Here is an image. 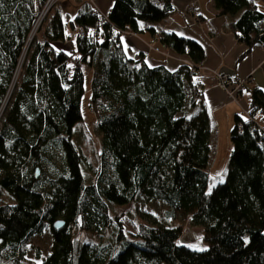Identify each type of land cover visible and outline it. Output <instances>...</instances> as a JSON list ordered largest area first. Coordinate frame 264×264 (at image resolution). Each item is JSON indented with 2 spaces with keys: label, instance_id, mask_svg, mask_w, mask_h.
<instances>
[{
  "label": "trees",
  "instance_id": "trees-1",
  "mask_svg": "<svg viewBox=\"0 0 264 264\" xmlns=\"http://www.w3.org/2000/svg\"><path fill=\"white\" fill-rule=\"evenodd\" d=\"M46 2L0 0V106ZM258 3L213 0L217 14L237 16L229 27L248 51L264 46ZM175 13L173 0H113L106 17L87 4L73 17L45 15L0 119V193L15 201L0 198V264H37L27 246L47 228L52 246L42 260L36 250L39 264H264V124L256 117L264 118V89L250 91L254 120L235 115L226 179L209 189V113L195 81L204 48L155 28ZM125 33H149L188 61L170 69L148 66L143 54L128 58ZM87 67L97 167L86 165L75 138L86 125ZM154 201L172 224L139 221L134 235L108 209ZM187 218L203 229L206 248L179 242ZM57 220L64 228L53 229ZM72 226L112 235L90 243L71 236Z\"/></svg>",
  "mask_w": 264,
  "mask_h": 264
},
{
  "label": "crops",
  "instance_id": "crops-1",
  "mask_svg": "<svg viewBox=\"0 0 264 264\" xmlns=\"http://www.w3.org/2000/svg\"><path fill=\"white\" fill-rule=\"evenodd\" d=\"M96 1L101 8L100 13L106 16L113 5V0ZM201 1L203 0H197L198 18L193 19L185 12L183 1L173 0L176 13L156 24L155 28L158 32H174L179 36L194 39L204 48L205 59L200 65V73L195 81L202 87L204 105L209 113L210 166L217 162L220 155L225 159L230 155L232 148L230 132L234 117L235 115L244 117L245 112L250 109V91L253 88L264 89V46L257 45L248 51L247 46L237 42L234 32L229 27V23L236 20L237 16H221L217 14L213 0H207L206 5ZM86 4L90 6L89 3ZM122 44L128 58L143 54L145 63L150 67L162 65L176 69L184 60L179 63L169 57L186 59L185 56H179L170 49L162 50L161 44L149 33L136 36L125 33L122 36ZM64 46L71 51L68 43ZM154 48H159L162 53L156 52ZM208 69L226 74L229 79L242 83L243 89L239 91L238 100L230 99L227 93L216 85L215 78ZM257 118L264 124L263 116ZM225 165L228 166V162Z\"/></svg>",
  "mask_w": 264,
  "mask_h": 264
},
{
  "label": "rangeland",
  "instance_id": "rangeland-1",
  "mask_svg": "<svg viewBox=\"0 0 264 264\" xmlns=\"http://www.w3.org/2000/svg\"><path fill=\"white\" fill-rule=\"evenodd\" d=\"M49 5L47 7L45 6L44 9L41 11V14L39 15V18L35 22L33 28L31 29L27 41L25 44V47L21 54V59L18 64L17 70L14 73V77L11 81L9 90L7 95L4 97L3 103L0 106V119L1 115L8 104L10 102V98L12 96V93H14L16 89V83L19 79V76L22 71V64L24 62L25 56L28 54V52L32 49L34 46V40L38 36L37 31L40 26H45L44 23V17L49 13V11H60L64 16L66 17H73L75 12L82 6L86 5V2L90 4L93 3L97 9L98 12H100L101 8L99 7L96 0H48ZM183 3H185V12L187 13L189 11L188 7L193 11L194 13L198 12V4L197 0H181ZM91 2V3H90ZM203 5L207 4V0L201 1ZM258 8L261 12H264V3H258ZM47 12V14H46ZM104 15V14H103ZM81 28L79 27L77 29V33H80ZM37 34V36H36ZM132 34V33H131ZM84 35V32L83 34ZM137 35V34H133ZM64 46V45H63ZM66 49L67 47L64 46ZM68 49V48H67ZM66 49V51H68ZM159 48H154L156 52H158ZM163 50V48L161 47ZM160 51V50H159ZM162 53V51H160ZM168 57V56H167ZM169 58H172L173 60H176L177 62H186L187 59H183L180 57H174L170 56ZM208 71L214 76V72L212 70ZM91 74L92 69L90 67L86 68V75H85V93L83 95L82 104H81V112L83 116V123L85 122L84 132L87 131L90 140L86 138L84 132L82 131V127H80L75 134L76 143L79 148H81V152L84 155V160L86 165H92L98 166V162L95 161L96 158V151H98L100 145V137L98 134V129L96 127V119L95 115L92 113V110L89 109V98H90V82H91ZM261 115L258 113L257 117H260ZM258 120V118H257ZM80 124H83V123ZM78 125L76 126V128ZM75 128V129H76ZM98 143V145H97ZM95 145V146H94ZM95 147V148H94ZM229 155L226 157V159L220 155L217 159V162L212 163L209 166V180H208V188L211 189L219 182H223L226 179L228 166L227 162L229 161ZM57 163H60V155L56 157ZM0 198L4 200H8L9 203L13 204L15 201L14 199H8V197L4 193H0ZM108 209L110 213L115 216L116 213H119V221L125 231H128L131 234L136 233V222L143 221L147 224H153L154 221H158L159 223L169 225L172 224L171 221H168L165 218V211L167 210V206L161 202H151L149 204H132V205H125L121 207H114L112 204L108 203ZM184 231L182 236L179 239V242L182 244L188 245L192 249L201 250L206 248L205 243L202 241V232L203 229L201 227H195L190 224V218H187L184 220ZM70 234L73 237H81L82 240H85L90 243H99L104 242L109 239V237L112 235L111 229H103L101 230V233L99 235H91L89 233H82V231H79L78 227L72 226L70 229ZM52 246V235L50 232V229L47 228L45 233L41 236H35L33 238L32 243L27 246V257L34 261L35 263L39 264L42 259L46 258L51 250ZM36 250L40 252L41 260H37L35 258Z\"/></svg>",
  "mask_w": 264,
  "mask_h": 264
},
{
  "label": "built area",
  "instance_id": "built-area-1",
  "mask_svg": "<svg viewBox=\"0 0 264 264\" xmlns=\"http://www.w3.org/2000/svg\"><path fill=\"white\" fill-rule=\"evenodd\" d=\"M49 2L50 1H48L47 0V2L45 3V5H44V7L46 6L47 7V5H49ZM91 3V2H90ZM91 6H92V9L96 12V13H99V14H101L100 12H98V9H97V7L93 4V3H91ZM44 7H43V9H44ZM188 9H189V11L192 13V14H197V12L196 13H194L193 11H191V9L188 7ZM41 14V13H40ZM46 14H47V12H46ZM103 17H106L105 15H103V14H101ZM39 18V17H38ZM102 21H104L103 19H102ZM80 35H82L83 34V29H81L80 30V33H79ZM156 50H158L159 51V49H156ZM214 75H215V82H216V85L218 86V87H220L221 89H223L226 93H227V95H228V97L230 98V99H232L233 101L234 100H238V94H239V91H242V83H237L236 81H234V80H231V79H229L228 77H227V75L226 74H223V73H217V72H214ZM235 102H237V101H235ZM244 116H245V118L246 119H249V120H254V116H255V112H254V110H252V109H248L246 112H245V114H244ZM260 129L263 131V133H264V130L260 127Z\"/></svg>",
  "mask_w": 264,
  "mask_h": 264
},
{
  "label": "water",
  "instance_id": "water-1",
  "mask_svg": "<svg viewBox=\"0 0 264 264\" xmlns=\"http://www.w3.org/2000/svg\"><path fill=\"white\" fill-rule=\"evenodd\" d=\"M65 222L63 220H57L53 223V229L54 230H60L64 228Z\"/></svg>",
  "mask_w": 264,
  "mask_h": 264
}]
</instances>
